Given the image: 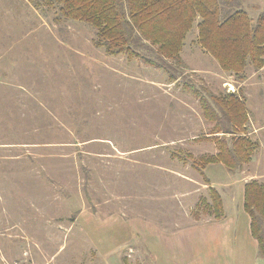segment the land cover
<instances>
[{
  "label": "rangeland",
  "instance_id": "374dc122",
  "mask_svg": "<svg viewBox=\"0 0 264 264\" xmlns=\"http://www.w3.org/2000/svg\"><path fill=\"white\" fill-rule=\"evenodd\" d=\"M242 5L252 20L264 13V0ZM55 16L0 0V264H264L242 215L234 230L193 229L219 221L195 213L209 186L226 200L223 220L239 215L238 183L256 171L264 183V66L248 65L239 82L196 44L194 26L184 74L169 82L140 59L106 55L86 24ZM184 82L242 93L257 164L230 172L212 163L201 174L173 156L216 152ZM152 227L169 234L159 249L148 245Z\"/></svg>",
  "mask_w": 264,
  "mask_h": 264
},
{
  "label": "trees",
  "instance_id": "16d2710c",
  "mask_svg": "<svg viewBox=\"0 0 264 264\" xmlns=\"http://www.w3.org/2000/svg\"><path fill=\"white\" fill-rule=\"evenodd\" d=\"M35 7L56 10V23L79 21L94 30L92 44L109 56L124 54L161 69L169 82L183 76L186 64L181 51L187 33L196 26V44L212 56L223 71L244 80L249 65L264 66V13L255 20L243 8L242 0H26ZM182 89L198 100L205 120L212 123L215 154L186 157L174 152L183 163L203 174L208 164L221 163L230 172L241 170L253 158L258 141L248 135L249 111L240 91L212 93L184 82ZM220 134V135H219ZM209 199L201 197L200 211L220 220L224 217L219 192L209 187ZM243 209L249 230L264 259V183L244 184Z\"/></svg>",
  "mask_w": 264,
  "mask_h": 264
},
{
  "label": "crops",
  "instance_id": "0c3cea01",
  "mask_svg": "<svg viewBox=\"0 0 264 264\" xmlns=\"http://www.w3.org/2000/svg\"><path fill=\"white\" fill-rule=\"evenodd\" d=\"M253 132H254V134L257 132L256 131V129H254L253 130ZM255 157V155L253 156V158L251 159V161L248 163V164H250V166H252V164L255 162V164H257V162H256V157ZM248 164L246 165V166H248ZM245 166V168H244V170L246 171V169L247 168H249V167H246ZM244 170H242V171H244ZM258 170V169H257ZM253 171H256L255 169H253ZM251 176H253V179H257V180H260V178L261 177H263V175H260V173H258L257 171L255 172V173H253V174H251ZM242 178V177H241ZM252 179V178H251ZM240 180V179H239ZM241 181V180H240ZM245 181H247V180H245ZM261 181H263V180H261ZM184 182V184L185 183H190V182H195V181H183ZM233 182H238V181H232V183ZM246 182H241V183H238V185H237V191H238V198H239V200H240V208H239V215L237 216V219H234V216L233 217H226L225 219H223V220H219L217 223H215V224H212V225H209V226H205V225H203V226H199V227H194L193 229H202L203 230V228H206V229H208V228H219V229H227V230H230V229H232L233 228V230H234V228L236 229V227H237V223L238 222H240V220L242 219L241 218V215L243 216V218H245V220H243V222H244V226H245V228H246V234H247V231H248V234H250V230H249V217H248V215H246L247 213L246 212H244V209H243V189H244V184H245ZM195 184H197V183H195ZM207 184V183H206ZM230 183L228 182L226 185H229ZM161 185H164L163 184V181L161 182ZM208 186V185H207ZM209 187H213L212 185L211 186H209ZM214 188V187H213ZM192 192V191H191ZM191 192H189V193H191ZM185 194H187V193H185ZM222 198V197H221ZM224 201H226V200H224V198H222V203H223V209H224V211H225V214H226V212L228 213V211H226V205L224 204ZM244 212V213H243ZM244 214L246 215V217L244 216ZM229 215H234L233 213L232 214H229ZM192 229V228H191ZM155 230V229H154ZM153 230V227H152V229H151V231L149 230V231H146V232H148V234H150V235H148V238H147V241H148V245H150V246H152L154 249H157V247H158V249L161 247V245H163V243H162V241H163V239H167L166 238V236H168L169 234L168 233H165L164 232V230H155L154 231ZM176 232V231H175ZM173 233V232H172ZM171 234V233H170ZM251 235V234H250ZM257 245V244H256ZM123 260L121 259V262H122ZM121 262L120 261H118L117 259L116 260H111L110 258H108V259H103L102 260V263H100V264H121ZM123 263V262H122Z\"/></svg>",
  "mask_w": 264,
  "mask_h": 264
}]
</instances>
